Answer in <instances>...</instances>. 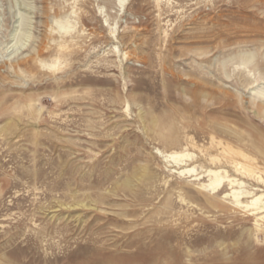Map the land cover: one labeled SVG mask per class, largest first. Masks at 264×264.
I'll return each mask as SVG.
<instances>
[{"label":"rangeland","instance_id":"obj_1","mask_svg":"<svg viewBox=\"0 0 264 264\" xmlns=\"http://www.w3.org/2000/svg\"><path fill=\"white\" fill-rule=\"evenodd\" d=\"M120 1L0 0V264H264L230 187L160 156L221 141L264 194V0Z\"/></svg>","mask_w":264,"mask_h":264},{"label":"bare ground","instance_id":"obj_2","mask_svg":"<svg viewBox=\"0 0 264 264\" xmlns=\"http://www.w3.org/2000/svg\"><path fill=\"white\" fill-rule=\"evenodd\" d=\"M126 1L127 0H121L120 3L123 5ZM53 64H56V61ZM256 141L257 140L255 141L252 140V144L256 148V151L264 154V142L261 141L260 139L258 140V142ZM215 145H219V147L221 146V149H222L221 152H223V154L225 155L224 156L225 161L223 162L222 159L212 156L213 158L211 157V161L213 162L214 165L220 164L222 165L221 168H223L224 165H227V166L229 165V168L230 166L233 167L235 169V172L241 173L242 175L243 174L253 175L256 173L255 165H257V158L254 159L250 155L242 151L241 149H235L231 145L225 144L221 141H218ZM160 156L163 157L166 163L172 165V167L174 168L173 173H178L179 176L181 177H188V178L194 177L196 180H199V181L207 177L208 182L200 183V185H201V189L204 192H207L208 195H216V194L221 193V191L225 187V184H227L230 187V192L225 194L226 198L229 199L236 208L244 209L247 212H250L252 216L257 218L256 220L257 226L260 228H263V225H264V202H263L264 194L257 195L254 192L244 191L245 183L240 182V180L234 177L232 178L229 175L228 170H223L220 167L215 168V169H212V168L206 169L202 173H199L197 166H194L197 163L195 162L194 154H191L188 152H172L169 154L160 153ZM243 159L246 160L247 162H245ZM241 160L243 162H241ZM145 173L146 171L138 172L137 170L134 173V177L138 180H142L145 177ZM258 181L264 183V180L262 178L258 179ZM129 184H131L130 179L126 180V185H129ZM252 194L256 196L255 199H253L251 202L244 201L245 198H249V196ZM260 222H262V224H260Z\"/></svg>","mask_w":264,"mask_h":264}]
</instances>
